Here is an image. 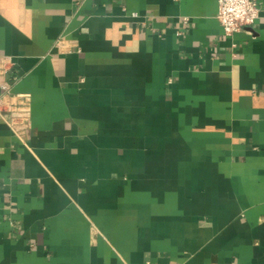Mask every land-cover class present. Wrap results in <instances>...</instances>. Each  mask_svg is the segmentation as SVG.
Masks as SVG:
<instances>
[{
    "label": "crops",
    "instance_id": "crops-1",
    "mask_svg": "<svg viewBox=\"0 0 264 264\" xmlns=\"http://www.w3.org/2000/svg\"><path fill=\"white\" fill-rule=\"evenodd\" d=\"M256 1L0 0V264H264Z\"/></svg>",
    "mask_w": 264,
    "mask_h": 264
},
{
    "label": "built area",
    "instance_id": "built-area-1",
    "mask_svg": "<svg viewBox=\"0 0 264 264\" xmlns=\"http://www.w3.org/2000/svg\"><path fill=\"white\" fill-rule=\"evenodd\" d=\"M217 3V20L228 36L239 32L246 25L253 24L259 16L256 0H217ZM133 15L136 14L133 12ZM0 60V69L7 71L11 68L13 63L9 56H3ZM25 98V94L12 92L10 84H1L0 117H5L13 129L28 125L29 114Z\"/></svg>",
    "mask_w": 264,
    "mask_h": 264
}]
</instances>
